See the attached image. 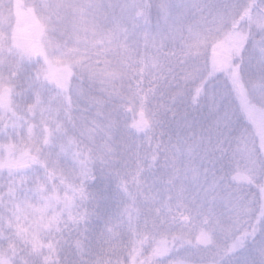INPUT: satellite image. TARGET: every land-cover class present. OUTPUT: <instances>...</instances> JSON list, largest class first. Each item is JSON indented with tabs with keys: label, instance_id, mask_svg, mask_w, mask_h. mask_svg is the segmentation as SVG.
<instances>
[{
	"label": "clouds",
	"instance_id": "1",
	"mask_svg": "<svg viewBox=\"0 0 264 264\" xmlns=\"http://www.w3.org/2000/svg\"><path fill=\"white\" fill-rule=\"evenodd\" d=\"M11 7L0 264H264V0H33L27 39Z\"/></svg>",
	"mask_w": 264,
	"mask_h": 264
},
{
	"label": "trees",
	"instance_id": "2",
	"mask_svg": "<svg viewBox=\"0 0 264 264\" xmlns=\"http://www.w3.org/2000/svg\"><path fill=\"white\" fill-rule=\"evenodd\" d=\"M9 2V0H0V11L1 8H3V4ZM11 2V15L14 18V33L20 38V39H27L30 34H31V30L40 26V20H35L34 18H38L34 7H33V0H27L24 1L23 0H10ZM21 8L25 11H27V14L25 15H21V13L19 12L20 10H18V8ZM142 118H144L143 116L136 120L135 123L137 124V126L143 127L146 126L145 122H143ZM242 173L238 174L241 175ZM244 174V173H243ZM237 180L240 181L241 183L245 182L246 179L242 178L239 179V177L237 176ZM219 194H223L226 196V198L228 197L229 193L227 191L225 192H218ZM217 194V195H219ZM214 195V193H213ZM98 214L87 223V233L86 235H88L89 237L92 238L93 242L95 243L97 241V239L101 236L102 231L105 228V224L111 219V205L105 203L103 204L98 210H97ZM81 230L83 231V226L81 228ZM75 231V229H74ZM34 244L39 247L41 241L39 240L38 237L34 238Z\"/></svg>",
	"mask_w": 264,
	"mask_h": 264
},
{
	"label": "rangeland",
	"instance_id": "3",
	"mask_svg": "<svg viewBox=\"0 0 264 264\" xmlns=\"http://www.w3.org/2000/svg\"><path fill=\"white\" fill-rule=\"evenodd\" d=\"M23 1H24V4H25V1H27V0H23ZM18 10H20L19 12L21 13V15L27 14V11L21 9L20 7L18 8ZM1 11H2V8H1ZM34 19L35 20H37V19L39 20V18H34ZM142 120L147 125V123H148L147 118L144 117V118H142ZM238 177H239V179L244 178V179L247 180V176L245 174H243V173L241 175H238ZM217 194H219V193H214V195H217ZM218 196H219V198L226 200V196L225 195H223V194L220 193ZM205 236H206V234L202 233V238H204Z\"/></svg>",
	"mask_w": 264,
	"mask_h": 264
}]
</instances>
